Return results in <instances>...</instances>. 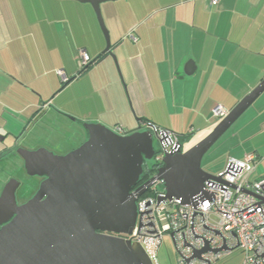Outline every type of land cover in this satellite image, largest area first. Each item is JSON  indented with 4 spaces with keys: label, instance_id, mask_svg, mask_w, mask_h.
<instances>
[{
    "label": "crops",
    "instance_id": "1",
    "mask_svg": "<svg viewBox=\"0 0 264 264\" xmlns=\"http://www.w3.org/2000/svg\"><path fill=\"white\" fill-rule=\"evenodd\" d=\"M124 2L122 29L114 31L111 52L135 119L114 72H110V93L100 83L99 88L91 86L88 93L70 98L81 107L78 111L68 108L71 103H57L60 93L54 91L62 85L61 95L66 92L78 72L80 41L92 37L94 58L104 47H99L101 33L87 3L0 0V120L4 131L16 132L15 125L20 127L27 120L23 113L33 111L31 121L36 112L53 109L107 127L124 126L126 132L147 120L193 139L209 133L219 121L212 114L215 105L232 109L264 78V0H219L216 5L210 0ZM129 32L137 41L126 36ZM51 44L69 45L72 52L66 57L60 52L59 61L47 70L45 62L55 60ZM94 68L93 64L83 74ZM59 71L67 80L75 77L63 85ZM47 73L53 75L49 82ZM260 96L253 103L260 102L261 108L264 100L258 101ZM63 119L68 125L77 124L72 118ZM244 123L247 136L256 135L264 124V112ZM263 145L232 156L255 155L251 180L264 175Z\"/></svg>",
    "mask_w": 264,
    "mask_h": 264
},
{
    "label": "water",
    "instance_id": "2",
    "mask_svg": "<svg viewBox=\"0 0 264 264\" xmlns=\"http://www.w3.org/2000/svg\"><path fill=\"white\" fill-rule=\"evenodd\" d=\"M76 1L92 6L105 38L102 53L111 54L100 5L116 0ZM124 90L129 99L125 85ZM263 92L264 78L202 139L184 151L167 152L156 173L136 188L143 162L154 154V135L142 125L119 134L101 123L84 122L87 140L64 155L44 147L18 148L28 174L46 179L21 205L13 200V180L5 185L0 204L11 198L14 216L0 220V264H153L139 243L121 237L135 226L136 198L161 182L165 193L158 202H192L204 182L216 178L201 168L202 157ZM130 110L134 113L131 104ZM7 136L0 134V142Z\"/></svg>",
    "mask_w": 264,
    "mask_h": 264
},
{
    "label": "built area",
    "instance_id": "3",
    "mask_svg": "<svg viewBox=\"0 0 264 264\" xmlns=\"http://www.w3.org/2000/svg\"><path fill=\"white\" fill-rule=\"evenodd\" d=\"M218 1L210 3L216 5ZM132 32L126 36L135 42L137 37ZM79 57L81 67L91 60L85 50L79 51ZM58 74L67 80L61 71ZM228 112L222 104L212 109L218 120ZM142 127L151 130L158 140L159 151H154L151 158L157 165H161L167 152L178 150V135L174 132L148 121H143ZM113 130L126 133L120 125ZM255 165L253 153L243 159L228 158L224 169L216 178L207 179L202 193L190 203L175 198L158 202L165 190L157 182L148 193L136 198L135 226L130 234L121 237L139 243L153 264H159L157 250L164 235L174 244L175 264H214L234 249L244 252L245 264H264V175L250 179Z\"/></svg>",
    "mask_w": 264,
    "mask_h": 264
},
{
    "label": "rangeland",
    "instance_id": "4",
    "mask_svg": "<svg viewBox=\"0 0 264 264\" xmlns=\"http://www.w3.org/2000/svg\"><path fill=\"white\" fill-rule=\"evenodd\" d=\"M124 1H126V0L108 1V2H104L100 5L102 17H103L105 26L109 32V38H110L111 45L114 43V36H115L114 31L122 29L121 19L124 16V13L126 12L125 9H127L125 7ZM88 5L91 7V9L93 11L96 23H97L99 31L101 33L99 47L101 48L102 44H104V47L101 50V52H103L105 45H106L105 38H104L103 33L99 27V24H98V21H97V18H96V15H95V12H94L92 6L90 4H88ZM123 27H124V24H123ZM110 28L112 30L111 34H110ZM88 37H89V39H86V37H85V38H83V40L80 41V44L82 45L80 49L85 50L92 60V59H94V56H92L94 45L90 41L92 39V37H90V36H88ZM38 45L39 46H46V45H43L42 42H39ZM51 49L53 52L51 54V56L54 57L55 60L53 59L50 63L48 61L45 62L44 65H46L47 70L52 69L54 66V63L59 61L58 59H60V57H58V56H60V52L62 53V57L70 56V54L72 52V47L69 48V45H65V47H63V45H52ZM46 55H49L48 51H46ZM94 67L95 68L91 73H88V74H85V73L83 74V72L81 74L76 73L75 74L76 77L74 78L75 80H73L72 86H70V88H68V90H66V92H64L62 95H61V93L65 89L61 88L62 85H60L54 91V93H56L58 91L60 93L59 98L57 99V103L62 104L64 102V104L67 106L71 103L70 106H68V108L71 110L78 111V109H80L81 107L77 108V106H79V105L77 104L76 100L74 101L72 99V101H71L70 98L72 96L80 95L81 93H88L87 90H90L91 86H95V87L99 88L100 83H102L103 87L107 89V93H110V90L112 89V82H110V72L111 73L114 72L115 75L117 76L118 87H120L121 90L123 91L125 99L127 100L128 106L130 108V103L127 99V96H126V93L124 90V84L120 80V73H119L120 70H119L118 63L116 61L114 54L113 53H111V54L107 53L106 57L103 60L94 64ZM78 70H80V68H78ZM47 74H48V77H46V80H48V82H49L50 80H52L53 75H51L50 73H47ZM53 94H52V96H53ZM260 97L261 98L258 101H262V99L264 100V94H262ZM258 103H260V102L256 101L255 103H253L239 117V119L235 123H233L229 127V129L204 154V156L202 157V160H201V168L205 172L212 174V175H217L218 173H220L224 169V167L226 165V160L228 157L230 158L232 156H238L240 153H244V151H246L247 149L255 150L256 147L259 146V144L264 143V124L262 125V127H260L258 129L259 131L257 133H253V134H256L253 136L252 135L247 136L248 134L245 132L247 130H243V126L245 125L244 121H248L249 119H251L255 115L259 114L260 111L264 112V104H262L261 108H260V105ZM62 112L70 115L69 113H67L65 111H62ZM33 113H34L33 111L23 113L22 116L26 117L27 120L24 121L20 127H18L19 124L15 125V126H17V127H15L17 129L16 132L15 131L13 132L10 130L9 132H11V133H7V131H4L3 127H1V124L3 122H1V120H0V134H2V135L6 134V133L9 134V136L6 137L4 139V141L0 142V151L7 149V148H10L13 145V141H14L13 136L19 135L21 132H23L22 133L23 138H22V142H21V145L19 146V148H25L23 146L31 147V145H32L31 144V137H34V136H36L35 139L37 137H38V139L39 138L41 139L38 142L39 144H41V143L46 144L47 141H51L52 142L51 144H54L57 140L60 141V139H63L62 138L63 136H58L55 133L52 135H49L47 132L44 133L45 131H40V129H33V123H30V119L32 118ZM131 113L135 119L134 113L133 112H131ZM20 117H21V115H20ZM92 122H94V121H92ZM114 127H116V125H114V126L111 125L110 128L113 130ZM43 128L44 127H42V130H43ZM123 129H125L124 126H123ZM12 133L14 135H12ZM244 134H246V135H244ZM204 136L205 135L202 134V135H199L197 137H194L191 140L190 144L193 145V142L196 143L197 141L202 139ZM44 141H46V142H44ZM71 145H72V143L68 144L65 141H63V143L61 144V146H62L61 149L66 150V148L70 147ZM13 149H14V147H13ZM153 149L155 152L159 151V143H158V140L156 138L153 139ZM147 162H148V164H152L153 159H150ZM19 165H20L19 158L12 153H10L6 158H3L0 161V186L4 185L6 183V181L9 179V177H17V175H18L17 174V172H18L17 167ZM244 258H245V254L241 249H234L228 255L223 256L222 258H220L215 263L216 264H245ZM176 259H177V253H176V250L174 248V244L168 235H164L163 240H162V242H161V244L157 250V261L159 262V264H175Z\"/></svg>",
    "mask_w": 264,
    "mask_h": 264
},
{
    "label": "flooded vegetation",
    "instance_id": "5",
    "mask_svg": "<svg viewBox=\"0 0 264 264\" xmlns=\"http://www.w3.org/2000/svg\"><path fill=\"white\" fill-rule=\"evenodd\" d=\"M66 115L68 114L66 113L63 114L62 111L53 110V109L36 112L33 119L30 121V123H33V129H40V131H45L44 133L47 132L49 135H52L55 133L58 136H63L62 137L63 139H60V141L57 140L54 144H51L52 143L51 141H47V142L44 141L46 142V144H42V143L39 144L38 142L41 139L40 138L38 139V137L35 139L36 136H34V137H31V144H32L31 147H27V146H23V147L27 149H37L39 147H44L47 150L52 151L54 154L64 155L67 152L80 146L88 138L87 131L83 128L82 124L84 122H92V121H84V120H80L75 117H72L70 115L68 116ZM64 117L74 119L77 122V124L75 123V125L74 124L71 125L70 123V125H68L67 121L63 119ZM42 127H44L43 130H42ZM22 133L20 135L13 136L14 141H13V145L10 148L0 151V161L3 158H6L10 153L16 155L20 160V165L17 167L18 168L17 177H9L6 183L0 186V197H1L5 185H7L10 180H13L11 183V186L14 187L13 200L16 205L24 204L25 202L33 198L35 194L37 193L41 182L44 179H46V175H43V176L36 175V174L30 175L25 169L24 160L17 153V149L19 148L22 142V138H23ZM191 140L192 139L181 142L179 145V148H181V150L183 151L186 150L192 145L190 144ZM63 141H65L68 144L72 143V145L66 148V150L65 149L62 150L61 144L63 143ZM147 161L148 160H145L143 162V170H145L146 168H151V169L155 168L157 170L159 166H156V163L153 162L152 164H148ZM154 174H152L151 176H153ZM144 182L145 181H143L142 183ZM142 183L136 185V187H138ZM150 189L151 188H149L148 190ZM0 206H2L0 208V220L8 219L7 221H9L14 216V214L10 215L12 213V207H13L12 199L10 198V200H8L7 203L0 204Z\"/></svg>",
    "mask_w": 264,
    "mask_h": 264
},
{
    "label": "trees",
    "instance_id": "6",
    "mask_svg": "<svg viewBox=\"0 0 264 264\" xmlns=\"http://www.w3.org/2000/svg\"><path fill=\"white\" fill-rule=\"evenodd\" d=\"M106 54H107V53H101V54H99L97 57H95L94 59L90 60L86 66H82V67H81L80 64H79V68H80V70H78L77 74H81L82 72L86 71V70H87L89 67H91L93 64L99 62L103 57H105ZM74 77H75V76H74ZM74 77H72V78H70V79H68V80H66V81H63V85L66 84V83H68V82H70ZM143 121H147V120H143ZM143 121H142V122H143ZM190 139H191V137H190L189 134H187V135H178V141H179V143L184 142V141H187V140H190ZM193 143H194V142H193ZM156 166H160V165H157V164H156ZM155 172H156V169H155V168H154V169L146 168L145 170H143L142 175H141V177H140V181L138 182V184H140V183H142L143 181H146L147 179H149L150 176H151L152 174H154ZM138 184H137V185H138ZM134 188H136V186H135ZM148 192H149V190L147 191V193H148Z\"/></svg>",
    "mask_w": 264,
    "mask_h": 264
}]
</instances>
